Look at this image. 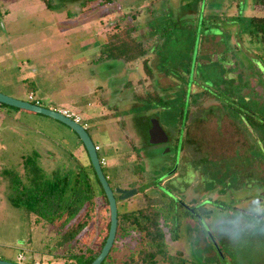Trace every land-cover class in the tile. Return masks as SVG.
Listing matches in <instances>:
<instances>
[{
  "label": "rangeland",
  "instance_id": "374dc122",
  "mask_svg": "<svg viewBox=\"0 0 264 264\" xmlns=\"http://www.w3.org/2000/svg\"><path fill=\"white\" fill-rule=\"evenodd\" d=\"M253 15H264V6L253 0H51L50 8L42 0H0V92L28 102L33 93L41 105L82 118L80 124L100 146L98 157L106 160L110 186L139 191L118 197L119 213L140 206L142 190L153 192L155 183L185 205L219 198L236 211H257L264 208V150L258 133L233 115L241 103L264 108V66L258 57L264 49L245 31ZM125 16L128 25H138L136 35L148 46L152 80L142 59L100 58L107 35ZM148 91L170 102L161 106L138 98ZM153 119L167 134L166 142H146V121ZM126 152L128 161L121 162L118 157ZM137 154L141 175L132 164ZM30 156L48 179L53 172L74 176L88 163L68 126L0 106V171H15L29 184L23 160ZM5 190L0 177V259L18 262L22 254L23 264H63L56 250L45 248L54 246L57 238L48 240L55 228L32 224L20 207L10 205ZM97 210L98 223L83 236L95 247L106 226L102 198ZM177 213V239L166 229L167 246L170 253L181 252L186 264H232L236 254L245 261L264 249V233L257 231L247 243H232L239 252L222 249L216 260L205 235L226 234L230 228L223 222L231 216L214 209L211 219L198 222L185 217L181 207ZM137 236L116 240L117 264L139 248ZM215 238L210 236L216 249L224 248Z\"/></svg>",
  "mask_w": 264,
  "mask_h": 264
},
{
  "label": "trees",
  "instance_id": "16d2710c",
  "mask_svg": "<svg viewBox=\"0 0 264 264\" xmlns=\"http://www.w3.org/2000/svg\"><path fill=\"white\" fill-rule=\"evenodd\" d=\"M42 1L47 8L51 7V0ZM253 3L264 6V0H253ZM138 29V25L127 24L126 16L119 23L116 24L115 22L113 31L107 35L106 42L101 48L100 58L120 59L124 62L142 59L144 70L150 80H152L154 75L152 73V66L147 58L148 46L136 35ZM245 31L250 42L257 41L264 49V15H253L247 18ZM258 57L264 66V54ZM186 95L185 89L183 97H186ZM137 96L138 98L142 97L147 102L154 101L161 106H166L170 102L159 97L155 91H148L146 94ZM2 105L9 106L0 103V106ZM233 108V115H241L245 122L258 133V139L256 140L260 143L259 147L261 146L264 150V108H256L255 104L251 103H241ZM146 122L150 124V120ZM76 136L78 141L83 145L77 134ZM145 137L146 142L149 143V127ZM83 149L88 158V163L81 164L79 172L74 176H71L70 173L60 174L53 172L52 177L48 179L46 178L45 172L31 156L23 160V166L26 170L29 184L23 183L20 180L21 177L19 174L15 171L10 169L0 171V177L5 182L6 198L10 205L20 207L26 219L31 221L35 226H51L55 228H53L55 236H52L48 240L51 243L52 238L54 239L56 237L54 246L46 245L45 248L47 251H52V249L56 250L55 255L64 260L63 264H89L92 262L99 254L109 229L108 202L84 145ZM130 154L126 152L118 158L121 162H127ZM141 159V155L137 154V158L132 161V164L136 167L135 172L138 175L142 174ZM89 167L92 170L98 187H94L93 185L91 175L87 169ZM101 168L107 177L103 165H101ZM107 181L110 185L108 177ZM157 186V183H155L153 185V192L150 193L142 190V203L136 209L121 213L118 212L116 236L109 253L101 264H117L112 256L115 250L116 240L127 238L130 234L138 235L135 238L139 241L138 244L140 246L135 252L129 253L125 259L120 260L119 264H156L158 262H164L166 264H186V260L182 257L181 252L176 251L175 253H170L167 246L166 229L172 240L177 239L176 223L178 221V207L185 210V217H194L198 222L211 219L214 214V209L231 216V218L228 216V219L223 222L228 223L230 228L226 234L222 235L220 232L219 235L215 236L211 232L205 235L212 247L216 250V260L217 258H221L222 249L225 252L227 248L236 254L235 251H240L236 247L238 243H241V241H246L245 243H247L249 237L255 236L257 231L264 233V208L258 209L257 211L251 208L250 211L240 212L235 210L232 203H226L219 198L209 199V203L201 202L199 199H191L185 205L182 201L168 195L165 192L166 190L157 189ZM112 189L114 190V188ZM114 196L117 201L118 193L114 192ZM99 198H102L104 202V214L101 219L105 221L106 226L104 231L100 233V245L95 247L93 242L86 243L83 236L85 235L84 233L94 227V224L98 223L99 212L97 207ZM210 236L213 238L219 237L222 245H225V247L221 248L219 246L216 249L210 240ZM244 238L246 240H243ZM232 243H236L234 248L230 247L233 245ZM234 257L231 260L232 264H244L246 260L245 264H264V249L257 258L249 254L245 258V261L239 259L237 254ZM256 260L257 262L254 263ZM32 264L42 263L33 261Z\"/></svg>",
  "mask_w": 264,
  "mask_h": 264
},
{
  "label": "water",
  "instance_id": "95a60500",
  "mask_svg": "<svg viewBox=\"0 0 264 264\" xmlns=\"http://www.w3.org/2000/svg\"><path fill=\"white\" fill-rule=\"evenodd\" d=\"M0 103L9 105L21 110L41 114L47 117H50L54 120H57L69 128H71L79 137L81 142L84 145L85 150L87 151V154L89 156L90 162L95 170V173L97 175V178L104 190L107 202H108V209H109V229L107 233V237L105 239V242L99 252V254L95 257V259L90 262L89 264H101V262L105 259L107 254L109 253L117 231V203L116 198L114 196V192L119 193L120 199H126L131 197L132 195L136 194V189L131 190H124L120 188H115L114 190L111 188L107 181V177L104 175L101 165L99 163V158L97 155V152L94 148V144L88 135L86 129L78 122L74 121L68 116H65L64 114L60 113L59 111L45 107L42 105H36L31 102L17 99L14 97H11L9 95H6L2 92H0ZM168 140V136L165 133V131L160 126V123L157 119H153L150 129H149V143L155 144V143H162L166 142ZM0 264H22L18 262H12L0 259Z\"/></svg>",
  "mask_w": 264,
  "mask_h": 264
},
{
  "label": "built area",
  "instance_id": "2783aa9c",
  "mask_svg": "<svg viewBox=\"0 0 264 264\" xmlns=\"http://www.w3.org/2000/svg\"><path fill=\"white\" fill-rule=\"evenodd\" d=\"M28 99L33 104L41 105L40 104V100L36 99L34 97V94L33 93H29L28 94ZM52 109H55V110L59 111L60 113L64 114L65 116L70 117L71 119H73L74 121H76L78 123H81L83 121L82 118L78 114H76L74 112H71L68 109H65V108L64 109L63 108H59V109L52 108ZM83 127L85 128V126H83ZM94 148H95L96 152L100 150V146H98V145H94ZM99 163H100V165H104L105 166L106 165L105 158H103V157L102 158H99ZM23 259H24L23 255L22 254H18V256H17L18 263H22Z\"/></svg>",
  "mask_w": 264,
  "mask_h": 264
},
{
  "label": "flooded vegetation",
  "instance_id": "af4514ba",
  "mask_svg": "<svg viewBox=\"0 0 264 264\" xmlns=\"http://www.w3.org/2000/svg\"><path fill=\"white\" fill-rule=\"evenodd\" d=\"M150 126H151V122H150L149 126H146V130L148 129V127H149V129H150ZM145 134H146V132H145ZM144 136H145V135H144ZM118 197H119V193H118Z\"/></svg>",
  "mask_w": 264,
  "mask_h": 264
}]
</instances>
